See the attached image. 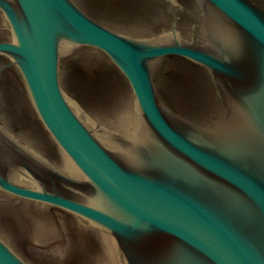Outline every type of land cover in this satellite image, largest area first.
Returning a JSON list of instances; mask_svg holds the SVG:
<instances>
[{
    "label": "water",
    "instance_id": "obj_1",
    "mask_svg": "<svg viewBox=\"0 0 264 264\" xmlns=\"http://www.w3.org/2000/svg\"><path fill=\"white\" fill-rule=\"evenodd\" d=\"M0 11V56L61 152L0 115L1 192L75 218L96 242L82 264H264V0ZM77 51L107 82H75ZM0 264H35L11 228Z\"/></svg>",
    "mask_w": 264,
    "mask_h": 264
},
{
    "label": "flooded vegetation",
    "instance_id": "obj_2",
    "mask_svg": "<svg viewBox=\"0 0 264 264\" xmlns=\"http://www.w3.org/2000/svg\"><path fill=\"white\" fill-rule=\"evenodd\" d=\"M97 8L118 13L139 0H85ZM9 29L0 11V40H9ZM84 51H77L78 73L76 83L80 86L107 82L103 66L87 63ZM78 58V59H77ZM174 58H171L173 60ZM75 64L77 65L75 67ZM172 71L167 73L170 78ZM0 115L16 132L35 131L45 140L47 155L53 163H60L61 152L49 138L46 130L31 108L26 87L8 59L0 56ZM0 228H11L25 253L35 264H82L96 242L72 216L57 210L35 208L30 203L0 191Z\"/></svg>",
    "mask_w": 264,
    "mask_h": 264
}]
</instances>
